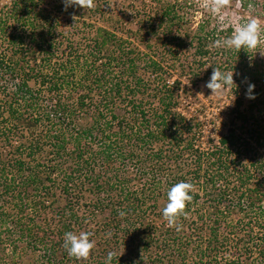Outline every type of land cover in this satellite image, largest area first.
<instances>
[{
    "label": "trees",
    "instance_id": "1",
    "mask_svg": "<svg viewBox=\"0 0 264 264\" xmlns=\"http://www.w3.org/2000/svg\"><path fill=\"white\" fill-rule=\"evenodd\" d=\"M239 1L242 15L261 9L255 48L216 47L235 27L211 14L183 31L195 0H143L139 17L121 14L137 26L126 37L89 31L107 0L0 4V264H20L2 252L24 239L44 252L33 264H105L109 251L111 264H264V0ZM168 64L174 79L159 72ZM214 66L233 72V103L204 144L185 110ZM180 181L191 200L169 226L161 211ZM69 231L91 233L87 259L68 256Z\"/></svg>",
    "mask_w": 264,
    "mask_h": 264
},
{
    "label": "rangeland",
    "instance_id": "2",
    "mask_svg": "<svg viewBox=\"0 0 264 264\" xmlns=\"http://www.w3.org/2000/svg\"><path fill=\"white\" fill-rule=\"evenodd\" d=\"M5 1L12 2L14 0H0V4ZM142 1L143 0H107V2L103 4L104 11L101 12V19L98 18L96 15H93L91 12H89L85 16V19H87L86 21L90 22L93 25V28H89V31H91L92 34V30L96 31V27H102L104 29H110L111 31H115L119 35H125L124 37H126V30L128 28L135 30L137 26L134 21H128L125 24L124 21H127L125 19L121 22V14L126 13L123 15H125V17L130 16V18H132L133 16L139 17L136 11H139L140 13L143 12L141 5H143L144 3H142ZM254 1L258 3V0ZM240 3L241 2L239 0H225V2L222 3L216 10H213V6L216 4V0H195V6H188V9H185L184 12L181 11L180 7L178 8L179 12L181 11V14L184 16L181 27L183 31L184 29L188 28L195 29L198 26V23L201 22L205 17H207L208 14H211L213 17H215V19L219 21L220 27H227L228 25H232L235 28L241 24L246 23V21L251 16L255 17L257 15L256 17H259L258 15L260 14L261 9L258 7L248 8L245 11L244 15H242L240 13L242 9ZM132 4L138 5V8L132 7ZM111 6L114 7L116 14L113 13L112 10H110ZM80 20L83 19L80 18ZM84 45L85 42L82 43V46ZM145 49L146 51H148V47H145ZM177 69L178 68L174 70V68L168 64L165 70H161L159 72L165 74L168 70H170L172 74L165 75L166 77H169V79H174L178 71H180V69ZM157 79L159 78L157 77ZM182 80L183 83H186L188 81L185 77H183ZM204 85V83H201L199 87L192 88L193 92L190 94L192 98V103L190 105L191 107L189 108V111H185L187 112V114H197L203 121L202 130L204 132V137L202 138V141L205 144L209 136H218L221 133H225L227 124L230 122V117L228 113L232 106L233 99L229 94L228 89H224L222 92L217 94H211V90L207 89ZM188 88H191L190 83L188 85ZM203 147H205V145ZM28 210L30 211V208H28ZM50 215L51 212L48 216H46L45 214L42 216L43 219L41 221H43L44 223L41 221L40 222L43 226H46V224L53 223V220ZM26 241L27 240L25 239L18 241L19 248L16 253L12 251L13 245L10 244V242L7 240L4 241L5 247L2 253H4L8 261L12 260L13 257H15L17 259H20V264H33L34 261H37V258H40L44 255L42 249L37 250L36 253H30L29 249L25 251V248L28 247ZM83 260L84 259H81L80 261Z\"/></svg>",
    "mask_w": 264,
    "mask_h": 264
},
{
    "label": "clouds",
    "instance_id": "3",
    "mask_svg": "<svg viewBox=\"0 0 264 264\" xmlns=\"http://www.w3.org/2000/svg\"><path fill=\"white\" fill-rule=\"evenodd\" d=\"M225 0H216L213 10H216ZM65 8L69 6L92 8L93 0H62ZM260 26L255 19H249L246 23L237 26L233 33L224 40H217L214 42L216 47H227L241 50L255 48L258 44ZM233 82V72L230 74L222 73L217 67L212 68L209 80L205 83V87L211 90V94H217L230 87ZM253 84H248L245 91L247 99H254ZM193 185L186 181H180L171 185L167 192V202L161 211L163 219L169 226L173 225L177 217L183 213L185 204L191 200V191ZM120 215H124L123 212ZM91 233L80 232L74 234L73 232H65L63 236V247L65 248L69 257L77 260L87 259L90 251L94 247V242L89 239ZM113 253L109 251L105 258V264H111Z\"/></svg>",
    "mask_w": 264,
    "mask_h": 264
}]
</instances>
